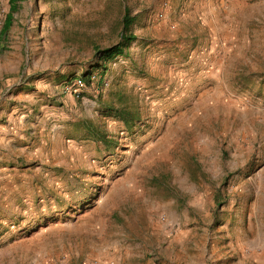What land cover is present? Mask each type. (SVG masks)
Wrapping results in <instances>:
<instances>
[{
	"label": "rangeland",
	"instance_id": "1",
	"mask_svg": "<svg viewBox=\"0 0 264 264\" xmlns=\"http://www.w3.org/2000/svg\"><path fill=\"white\" fill-rule=\"evenodd\" d=\"M17 5L0 264H264V0Z\"/></svg>",
	"mask_w": 264,
	"mask_h": 264
},
{
	"label": "trees",
	"instance_id": "2",
	"mask_svg": "<svg viewBox=\"0 0 264 264\" xmlns=\"http://www.w3.org/2000/svg\"><path fill=\"white\" fill-rule=\"evenodd\" d=\"M9 11L5 17V20L3 22V25L1 27L0 30V37H3L6 32L9 30L10 26L12 25V21H13V13L18 11V5L17 2L18 0H9ZM135 16L130 15V13L126 10L124 12V15L122 17V26L124 28L125 31L128 30V28L131 26V24H133L134 20H135ZM135 39V35L131 34V33H126V34H122L121 35V40L104 49H100V50H96V54L99 57V60H103L106 61L118 54H122L125 47H127V45L133 40ZM85 76V75H84ZM88 78V76L86 77ZM89 79V78H88ZM120 119H122L125 123H128V117H131L129 115V111L124 112V111H120L119 115Z\"/></svg>",
	"mask_w": 264,
	"mask_h": 264
},
{
	"label": "built area",
	"instance_id": "3",
	"mask_svg": "<svg viewBox=\"0 0 264 264\" xmlns=\"http://www.w3.org/2000/svg\"><path fill=\"white\" fill-rule=\"evenodd\" d=\"M75 83H73V86L77 87V88H82L83 86V82L79 79L74 81Z\"/></svg>",
	"mask_w": 264,
	"mask_h": 264
},
{
	"label": "crops",
	"instance_id": "4",
	"mask_svg": "<svg viewBox=\"0 0 264 264\" xmlns=\"http://www.w3.org/2000/svg\"><path fill=\"white\" fill-rule=\"evenodd\" d=\"M125 256H126V258H127V257H128V253H126V255H125Z\"/></svg>",
	"mask_w": 264,
	"mask_h": 264
}]
</instances>
